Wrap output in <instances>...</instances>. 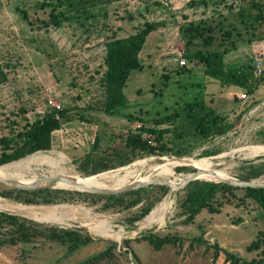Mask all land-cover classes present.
<instances>
[{
  "label": "rangeland",
  "instance_id": "obj_1",
  "mask_svg": "<svg viewBox=\"0 0 264 264\" xmlns=\"http://www.w3.org/2000/svg\"><path fill=\"white\" fill-rule=\"evenodd\" d=\"M38 1L0 0V137L16 138L29 122L48 110L46 102L53 98L70 111L68 115L74 121L63 126L70 135L80 132L79 126L84 123H91L97 126L99 141L87 167L82 166V154L89 147L75 146L74 141L65 146L54 142L57 145L53 148L5 163L6 178L28 179L56 173L91 177L89 171L100 168L98 172L118 175L130 171L127 184L145 175L180 181L196 170L191 163H181L169 165L171 171L161 173L159 166L166 162V157H209L213 168L238 179L246 177L251 168L264 169V81L244 100L240 99L243 91L230 86L221 92L209 91L215 86L208 85L202 64L187 57L198 50L219 48L225 50L226 65L250 64L257 73L258 68L263 70L264 21H255L256 9L250 0H207V4L199 0H93L89 6L94 16L83 25L64 22L58 27H44L36 20L46 16V12L34 6ZM260 1L264 12V0ZM53 3L56 4L55 0ZM19 8H26L32 24L22 17ZM145 21L157 26L148 34L139 53L143 67L131 71L124 87L128 102L122 111L133 116L128 120L102 109L105 42L113 35L125 37L133 33ZM192 25L198 26L201 35L192 36L197 31L190 30ZM225 31L231 35L227 36ZM206 36H211V40H205ZM181 57L191 69L178 64ZM194 97H202L218 113L227 115L234 126L208 139L192 129L176 136L182 133L180 119L167 120L165 116L180 111ZM237 115L240 117L235 122ZM137 126L168 128L163 140L171 150L164 154L132 153L125 140ZM138 134L144 139L146 134L153 136L147 131ZM32 155L37 157L35 161L22 163ZM104 164L108 167L103 169ZM249 180L264 181V173ZM104 182L107 188L116 186L115 178ZM52 185L69 190V198L34 204L0 195V211L43 226L77 228L82 234H90L93 241L67 254V243L34 234L29 241L0 245V264H228L224 250L250 259L264 249L248 251L245 247L259 230L264 232L261 209L249 198L240 204L236 200L224 203L220 212L202 209L186 222L180 205L184 188L169 187L162 194L159 187L153 186L135 206L104 209L105 199L93 192L76 193L77 189L72 187ZM9 190L0 182V192ZM235 192L242 196L244 190L239 188ZM125 198L131 200L134 195ZM217 198L223 199L220 194ZM149 201H155L151 210L167 204L156 212L161 218L147 221L150 211L131 224L128 218ZM8 228L1 229V237L10 232ZM149 231L175 239L155 249L141 237ZM108 247L111 248L103 257L90 259Z\"/></svg>",
  "mask_w": 264,
  "mask_h": 264
},
{
  "label": "trees",
  "instance_id": "obj_2",
  "mask_svg": "<svg viewBox=\"0 0 264 264\" xmlns=\"http://www.w3.org/2000/svg\"><path fill=\"white\" fill-rule=\"evenodd\" d=\"M203 4H207V0H199ZM253 8L256 9L254 15L255 21H264L263 5L260 0H250ZM93 0H39L35 3V7L46 12L44 18H36L41 23V26L48 27L50 25L60 26L64 22H76L83 25L86 20L93 17L94 14L91 10ZM192 3H196L192 1ZM90 5V6H89ZM49 7L48 11L46 8ZM61 7V8H60ZM22 17L26 19L30 24L33 22L29 19V13L26 8H19ZM157 24L154 22L145 21L141 28L136 29L133 33L125 36L118 37L116 35L111 36L105 42V57L104 64L105 70L103 72V88H104V101L103 111L110 115L125 116L128 120H132L133 116L130 114H124L122 108L127 105L128 98L125 95L124 87L127 79L132 70L141 69L143 67L139 58V53L146 41L148 34L155 29ZM190 30H197L193 35H201L197 25L190 26ZM227 36H230L229 31L224 32ZM205 40L210 39L211 36L204 37ZM225 50L219 48L209 50H198L191 55H188L189 61H198L203 66V73L215 80H217L222 86H230L231 89L241 90L245 94H253L258 86L264 81V69L256 72L250 64L246 66L226 65L224 59ZM186 57V56H185ZM166 77V76H165ZM167 78V77H166ZM70 111L67 108L54 109L48 107V110L40 116L29 122L25 128L19 131L16 138L2 136L0 137V143L2 144V150L0 152V176L6 177L8 171V165L5 164L12 160L24 157L27 154H31L38 150H48L51 147V132L54 129L60 128L65 121L72 120L68 114ZM240 116H236L235 122ZM175 118L180 119V124L183 125L182 133H177L176 136L181 137L189 129L199 134L203 139H208L216 135H222L229 131L233 126V122L229 121L227 115L218 113L212 106L208 105L202 97H194L190 101L184 103L180 111H174L165 119L172 120ZM147 131L153 134L155 140L154 144H148L147 140L141 138L138 133ZM168 131V128H144L137 126L134 132L127 135L125 140V146L133 152L139 153H158L164 154L171 150V147L163 140V135ZM97 145V139L95 140L92 149ZM211 152H204V155H209ZM203 155V156H204ZM92 151H89L84 156L82 166L87 167L91 163ZM37 157L29 156L22 163H28L35 161ZM175 158V157H174ZM131 158L126 159L127 162ZM166 162L160 164V172L167 173L171 171L169 165L191 163L196 168L213 164L212 158L201 157L198 159L184 157V158H165ZM126 162H123V164ZM108 165L104 164L103 169ZM178 170L184 169V167H178ZM100 168H95L89 171V174H93L91 177L65 174L73 177L79 184L88 187L107 188L104 180L108 178H115L116 186L125 184V180L130 171H126L124 175H118L112 172H98ZM98 172V173H96ZM264 173V169L261 167L251 168L246 177H242L241 180H249L256 178ZM202 178H206L201 176ZM35 178V177H33ZM33 178H21L19 180L30 181ZM148 175L140 176L137 179H148ZM174 181L173 179H170ZM115 186V187H116ZM157 186L161 189L162 194H165L169 187L166 185L156 184L140 187L131 191L119 193V194H97L99 198L105 199L102 208L106 209L111 206L119 207H132L142 202L144 192L149 188ZM242 187L229 185L223 182H214L207 180H193L189 182L185 187V195L180 202L183 208L186 222H190L194 219L196 213L202 208H206L209 212H219L224 203H232L233 200L237 201V204L243 203L247 198L251 199L253 203L261 209L260 213L264 216V187H244V193L242 196H238L235 192L236 189ZM76 193H86L85 191H77ZM71 192L63 188H52L47 186L36 190H20L10 188L9 191L0 192V195L5 197H11L15 200L22 201L24 203H56L67 200V196ZM221 195L223 199L219 200L217 197ZM126 195H134L131 200H126ZM160 197L156 200H159ZM155 201H149L145 205L142 203V207L139 211L128 218L130 223L141 219L147 215L152 209ZM255 205V206H256ZM167 204L162 203L156 210H163ZM154 215V220H158L161 217ZM8 226L9 233L5 237H1L0 232V245L5 243L16 244L19 241H29L32 235H40L46 240L58 241L67 243V254H71L77 248L93 241L90 234H82L77 228H62L56 225L43 226L35 223L27 218H21L16 214L0 211V231L3 227ZM141 237L147 239L155 249H159L164 243L173 241L175 238L172 236H156L151 231L141 234ZM264 247V232L259 230L255 238L246 246L248 251L258 250ZM111 247H108L90 259H100L103 257ZM225 259L228 264H264V249L261 248L260 253L256 257L250 259L242 258L241 256L224 250ZM89 259V260H90Z\"/></svg>",
  "mask_w": 264,
  "mask_h": 264
},
{
  "label": "water",
  "instance_id": "obj_3",
  "mask_svg": "<svg viewBox=\"0 0 264 264\" xmlns=\"http://www.w3.org/2000/svg\"><path fill=\"white\" fill-rule=\"evenodd\" d=\"M213 174V173H212ZM207 180L214 182H223L229 185L238 186V187H264V181H256V180H241L236 177H228V178H202L199 175V170H196L189 175H187L184 179L180 181H172L166 178H148L144 180L136 179L127 184H122L113 188H98V187H88L82 184H79L77 180L73 177L56 173V174H48L40 177H35L30 181H22L19 179H10L3 176H0V182L5 184L10 188L20 189V190H36L40 188H44L52 185L54 187H72L74 189L80 191H88L97 194H119L127 191H131L140 187L148 186V185H166L171 188H184L189 182L193 180ZM151 211V210H150Z\"/></svg>",
  "mask_w": 264,
  "mask_h": 264
},
{
  "label": "crops",
  "instance_id": "obj_4",
  "mask_svg": "<svg viewBox=\"0 0 264 264\" xmlns=\"http://www.w3.org/2000/svg\"><path fill=\"white\" fill-rule=\"evenodd\" d=\"M146 41H147V38H146ZM191 63L193 64V62H191ZM185 67L188 68V69L189 68L191 69V67H189V66H185ZM205 76L208 77V80H207L209 82L208 85L209 84H213L215 86L214 89H213V87H211V88H209V86L206 87L207 89L208 88L210 89L209 91L219 89L220 92H221V91L224 90L225 86L220 85V83L217 80H215V79H213V78H211V77H209L207 75H205ZM73 121H74L73 119L72 120H69V121H65L64 123H62V125L60 126V128L54 129L51 132V147L50 148H53L54 145L55 146L57 145V144H54V142H60V145L59 146H62V145L65 146V145H67V143L69 141H74V144L73 145H75V146H78L79 145V146H82V147H86V146L89 147V150L85 151L82 154L83 156L86 153H88L89 151H92L93 152L94 149H92V147H93V144H94L95 140L97 139V143L99 141L98 140V134H97V126L95 124H91V123H84V124L82 123L83 125L79 126L80 127V132L76 133V135L75 134L70 135V132H68V130H67L68 128L67 129L66 128H63V126L65 127V125L71 124V122H73ZM63 129H64V131H63ZM202 209H206V208H202ZM198 213H196V215ZM195 216H194V218H195ZM249 243H247L246 246Z\"/></svg>",
  "mask_w": 264,
  "mask_h": 264
},
{
  "label": "bare ground",
  "instance_id": "obj_5",
  "mask_svg": "<svg viewBox=\"0 0 264 264\" xmlns=\"http://www.w3.org/2000/svg\"><path fill=\"white\" fill-rule=\"evenodd\" d=\"M197 169L199 170V175L200 176H204L206 178H216V177H220V178H228L229 175H224L221 174L220 171L218 169L213 168V164L211 165H207V166H203V167H197ZM213 173V174H212ZM142 180V179H140ZM25 181V180H22ZM175 181V180H174ZM33 206V205H32ZM30 207V206H29ZM21 208V207H20ZM159 207H156V209L151 210V212L149 213V215L146 217L147 221H152L155 215L156 210ZM29 209V208H28ZM27 210V208H26ZM80 216V215H79ZM83 216V215H81ZM79 219V218H78ZM94 228V227H93ZM106 229V228H105ZM93 230V229H92Z\"/></svg>",
  "mask_w": 264,
  "mask_h": 264
},
{
  "label": "built area",
  "instance_id": "obj_6",
  "mask_svg": "<svg viewBox=\"0 0 264 264\" xmlns=\"http://www.w3.org/2000/svg\"><path fill=\"white\" fill-rule=\"evenodd\" d=\"M178 64L180 66H187V60L184 57H181L178 60ZM260 71V69L258 68V72ZM246 98V94L245 93H241L240 94V99L244 100ZM46 107H51L54 109H60L61 108V104L57 101L54 100L53 98H49L46 102ZM145 139L147 140L148 144H154V138L151 134H146Z\"/></svg>",
  "mask_w": 264,
  "mask_h": 264
}]
</instances>
